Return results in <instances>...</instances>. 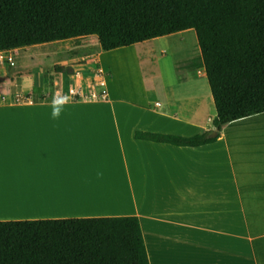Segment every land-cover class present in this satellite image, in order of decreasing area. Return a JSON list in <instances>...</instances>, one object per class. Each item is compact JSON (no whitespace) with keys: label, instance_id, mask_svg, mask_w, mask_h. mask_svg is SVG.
Here are the masks:
<instances>
[{"label":"crops","instance_id":"1","mask_svg":"<svg viewBox=\"0 0 264 264\" xmlns=\"http://www.w3.org/2000/svg\"><path fill=\"white\" fill-rule=\"evenodd\" d=\"M32 47L2 52L10 56L0 69V221L135 216L150 264H264V113L199 147L136 139L214 137L206 73L145 74L134 104L113 84L100 48L107 97L95 99L99 87L45 72L50 49L42 61L23 58ZM173 90L194 106L164 107L159 94L170 104Z\"/></svg>","mask_w":264,"mask_h":264},{"label":"trees","instance_id":"2","mask_svg":"<svg viewBox=\"0 0 264 264\" xmlns=\"http://www.w3.org/2000/svg\"><path fill=\"white\" fill-rule=\"evenodd\" d=\"M194 30L216 135L136 132L177 147L214 143L264 113V0H0V53L97 36L104 52ZM55 72L74 75L72 67ZM0 264H150L135 216L0 221Z\"/></svg>","mask_w":264,"mask_h":264},{"label":"rangeland","instance_id":"3","mask_svg":"<svg viewBox=\"0 0 264 264\" xmlns=\"http://www.w3.org/2000/svg\"><path fill=\"white\" fill-rule=\"evenodd\" d=\"M170 37L171 38H166V40L157 38L142 44H136L131 47L121 48L103 54L101 59L103 66H105L106 69L108 67L111 68L110 70L107 69V71L112 72L113 84L120 86L124 98L134 100L132 101L134 104H140L139 101L143 100L145 94H143L140 82L145 74H171V76H173V73L176 71L188 73L196 72L199 75L205 73L200 59L201 52L195 31L189 30L183 34H175ZM39 47L41 46H34L32 47V51H26L23 58L34 55L36 60L39 58L40 61H42L44 60V51L47 52V50L50 49V53H55V60L52 64H50L51 62L49 60H45V64H50L49 66H44L43 69L46 68L45 72L54 70L56 65L64 67L75 66L76 71L73 75L77 77L75 82L81 81L82 85H85L90 92L98 87L97 84H99V79L89 78V74H96L99 69L98 57L101 52V46L97 36L49 43L42 45L41 48ZM7 55L8 54L0 53V58L5 60ZM52 55L54 56V54ZM8 56H10V54ZM52 58L53 57H51V59ZM151 59H153L154 64L151 63ZM6 62L8 61L5 60V63ZM1 68H4V66L1 65L0 60V69ZM29 74L34 75L35 73L32 72ZM201 80L204 81V79ZM206 83L208 85L207 87H209L208 82ZM74 90L77 92V97L85 96L82 91L79 92L78 88ZM172 94L173 96L170 97V104L168 99L165 100V95L159 94V98L162 99L158 100H160L162 104L165 102L163 104L164 107L194 106V102H190L186 94L181 95L178 90H173ZM147 99L152 101L155 97L149 96ZM213 107H215L214 103Z\"/></svg>","mask_w":264,"mask_h":264},{"label":"built area","instance_id":"4","mask_svg":"<svg viewBox=\"0 0 264 264\" xmlns=\"http://www.w3.org/2000/svg\"><path fill=\"white\" fill-rule=\"evenodd\" d=\"M1 61H4V59L0 58ZM9 61L11 62V60L9 59ZM104 76L105 74L103 73L102 70L98 69L96 74H89V78L93 79V78H97L99 79V84L98 87L100 88V91L99 92H94V93H91V98H95V99H106L107 97V93L106 91L103 89L104 88V85H105V79H104ZM97 87V86H95ZM69 92V91H68ZM81 92V91H79ZM77 92L74 90V89H70V92H69V95L73 98H83V96L81 97H77L78 95L76 94ZM76 94V95H75ZM75 97H74V96ZM159 106V104H157Z\"/></svg>","mask_w":264,"mask_h":264}]
</instances>
